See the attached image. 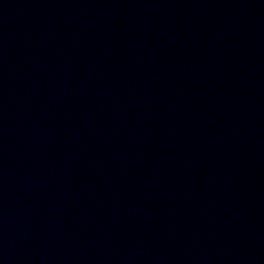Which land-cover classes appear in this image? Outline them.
Masks as SVG:
<instances>
[{
    "label": "water",
    "instance_id": "95a60500",
    "mask_svg": "<svg viewBox=\"0 0 264 264\" xmlns=\"http://www.w3.org/2000/svg\"><path fill=\"white\" fill-rule=\"evenodd\" d=\"M0 264H264V0H0Z\"/></svg>",
    "mask_w": 264,
    "mask_h": 264
}]
</instances>
